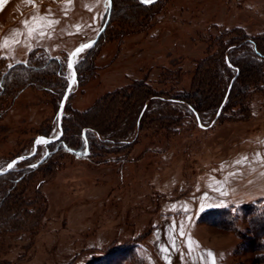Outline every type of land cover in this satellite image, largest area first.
I'll list each match as a JSON object with an SVG mask.
<instances>
[{"label": "rangeland", "instance_id": "374dc122", "mask_svg": "<svg viewBox=\"0 0 264 264\" xmlns=\"http://www.w3.org/2000/svg\"><path fill=\"white\" fill-rule=\"evenodd\" d=\"M128 2L121 15L115 2L105 35L74 56L76 79L63 108L61 133L62 124L76 131L75 112L88 111L103 136L119 134L117 141L131 144L102 141L86 157L60 150L20 181L11 194H23L28 202L22 212L18 208L20 219L0 231V264H87L130 245L141 264H167L152 245V230L162 216L186 236L182 256L187 249H206L215 264H255L252 253L234 251L239 244L234 233L200 222L199 215L211 208L233 212L240 204L264 203V196H257L225 204L221 170L249 138L264 142V81L248 79L242 105L232 106L231 96L211 126L213 100L206 91L213 71L224 74L213 62L222 44L236 43L239 35L264 34V0H159L148 10L128 8ZM106 9L107 0H0V77L17 62L34 63L32 53L43 58L45 50L62 59L67 86L72 77L68 54L94 38ZM243 52L236 47V55ZM53 66L50 75L35 76L49 79L52 88L60 83ZM16 71L6 75L0 93V168L31 152L38 136L60 132V100L28 84L14 95L9 84ZM134 82L152 94L141 98L145 110L139 128L128 123L133 99L120 92ZM201 88L206 102L200 106V125L183 104L169 99ZM46 143L38 139L28 162L43 157ZM22 161L10 171L25 167ZM8 186L0 177V193ZM8 199L7 216L15 215L18 203ZM237 226L247 228L241 214Z\"/></svg>", "mask_w": 264, "mask_h": 264}, {"label": "trees", "instance_id": "16d2710c", "mask_svg": "<svg viewBox=\"0 0 264 264\" xmlns=\"http://www.w3.org/2000/svg\"><path fill=\"white\" fill-rule=\"evenodd\" d=\"M133 1L132 3H129L127 0L129 5L128 8L131 7L136 10L140 7L148 10L151 5L157 3L159 0H156L152 4L140 3L138 0L137 4H135ZM115 2L118 3L117 9L121 15L126 0H111L112 7L109 22L95 45L106 33L112 19ZM133 19L132 16H127V21L132 22ZM239 36L241 37L237 38L236 43L230 42L222 44L223 47L219 51V55L213 60L216 66L220 64L224 74L213 71L210 82L207 84L208 89H210L206 90L207 95H210V98L213 100L209 104L211 105V108H213V116L207 123V126L214 124V122L221 116L225 104L228 103L231 96L233 102L232 106L242 105L243 97L248 92V79H252L253 84L264 81V34L259 36ZM224 45H226L225 48ZM236 47L243 49L244 52L236 55ZM40 55L43 58H35V55L33 53L31 54L30 61L32 60L34 62L32 64L17 62L10 66L8 71L0 77V93L4 92L5 88H3V83L6 75L15 69L17 71L14 73L16 75L13 80L14 83L9 84V89L12 92L14 90L20 92L23 89L24 84L38 87L42 86L43 89L49 90L54 97H57L58 100H60L66 87V66L61 58L50 56L45 50L41 51ZM53 65L58 68L55 72L60 83L56 82L52 88L53 83L49 79H37L35 76L40 74L45 76L50 75L54 69ZM129 88L132 89L133 92H131L132 90L127 92L126 89ZM16 91L13 92L14 95H17ZM200 91H202V94H205L206 92L205 90L203 92L201 88L200 90H197L196 93L175 94V97H172L169 100L173 103L183 104L195 119V122L201 125L200 106L205 104L206 99L199 95ZM120 92L123 93L124 97H130L131 101L133 99L128 106V111L130 110L129 112L127 111L129 113L128 116L130 117L128 123L132 124V128H139L144 112L143 110H145L143 108L144 103L139 106L140 103H142L141 98L152 94L149 89L147 90L140 82H134L128 88H125ZM134 92H139L135 100L132 98ZM146 107L147 103H145V108ZM75 114L76 119L73 120L74 126L72 127H75L76 131H71L67 125L62 124V133L52 142H47L45 144L47 151L40 160L28 162L32 157L25 158L22 161L25 162V167L21 168L19 171L18 169L12 170L7 172L6 175L0 176L1 178H7L9 182L8 188L2 190L0 193V231L8 226L11 228L10 224H13V221L15 220L17 221L20 219L21 214L18 211V208H20L22 212L23 206L27 205L28 202V199L24 197L23 194L20 195L16 193L12 195L11 193L13 189L16 188L17 184L24 180L26 176L37 171L45 161H48L51 156L55 155L58 151H66L78 157H86L94 150V148H101L100 143L102 141L111 144L117 143L116 146L122 144V147L127 148L131 144V141L127 140L117 141L119 134H115L111 137L103 136V133L93 124V122H91V117L88 116V111L75 112ZM107 131L109 132V130ZM133 140H135V138ZM9 197H12L13 200L11 205L15 206L16 203H18V205H16L17 207L15 210L17 211L14 212L15 215L10 214L7 216V214L11 212V209L7 207L8 209L6 210L4 207L6 205L5 203L9 200ZM29 203L31 202L29 201ZM236 209L232 212L229 207L211 208L199 215V221L234 233L239 239V244L234 251L250 252L253 254L255 264H264V203L262 205H256V203H244L238 205V208ZM240 214L247 222V228L245 231L240 230L237 226ZM87 264H141V260L137 255L136 248L130 245L118 247L111 252H106L99 259Z\"/></svg>", "mask_w": 264, "mask_h": 264}, {"label": "crops", "instance_id": "0c3cea01", "mask_svg": "<svg viewBox=\"0 0 264 264\" xmlns=\"http://www.w3.org/2000/svg\"><path fill=\"white\" fill-rule=\"evenodd\" d=\"M221 170L224 171L222 195L225 204L228 205L231 201L247 202L257 196H264V142L249 138L243 142V146L233 151L231 160L222 163ZM175 226L167 217L162 216L152 230V245L164 262L215 264L211 250L187 249L186 255L182 256L180 249L181 244H185L186 236L182 233V240ZM186 243L188 244L187 240Z\"/></svg>", "mask_w": 264, "mask_h": 264}, {"label": "water", "instance_id": "95a60500", "mask_svg": "<svg viewBox=\"0 0 264 264\" xmlns=\"http://www.w3.org/2000/svg\"><path fill=\"white\" fill-rule=\"evenodd\" d=\"M155 0H152V2H154ZM152 2H142L141 0V3H144V4H150ZM111 7H112V3H111V0H107V9H106V14H105V18L103 20V23L102 25L100 26L99 30L97 31L96 35L94 36V38L86 41V42H82V43H79L77 44L71 51L70 53L68 54V57H67V67L69 69H71L72 71V77L71 79L69 80L66 88H65V91L60 99V102H59V105H58V109H57V112H56V117H57V124H58V127H59V130L60 132L58 133V135H56L55 137H45V136H38L34 143H33V149L31 152H28L26 154H22V155H19L17 157H15L14 159H12L11 161L8 162V164L4 167V168H0V175H4L6 174L7 172H9L14 166L15 164L22 160V159H25V158H28V157H31L34 155V153L36 152V149H37V145H38V139L39 138H42L44 139L45 141L47 142H52L53 140H55L61 133V116H62V112H63V108H64V105L66 103V100H67V97L68 95L70 94L71 92V87L73 85V83L75 82V79H76V74H75V69H74V64H73V58L74 56L71 55V53H73L75 51L76 48L80 47L82 44H90L91 46L94 45L99 36L101 35L102 32H104L108 22H109V19H110V14H111ZM71 61L72 63V67L70 68L69 67V62ZM12 165L11 167H9V165Z\"/></svg>", "mask_w": 264, "mask_h": 264}, {"label": "snow or ice", "instance_id": "6c2138e0", "mask_svg": "<svg viewBox=\"0 0 264 264\" xmlns=\"http://www.w3.org/2000/svg\"><path fill=\"white\" fill-rule=\"evenodd\" d=\"M142 2H152V0H142ZM25 24L27 23L26 21L24 22ZM91 45L90 44H82L80 47L76 48L75 51L73 53H71L72 56H78L79 53L81 51H83L85 48H88L90 47ZM69 67L71 68L72 67V63L71 61L69 62ZM12 165L10 164L9 167H11Z\"/></svg>", "mask_w": 264, "mask_h": 264}]
</instances>
